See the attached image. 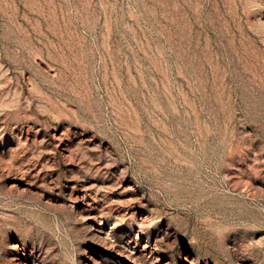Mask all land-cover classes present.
I'll list each match as a JSON object with an SVG mask.
<instances>
[{
  "label": "rangeland",
  "instance_id": "rangeland-1",
  "mask_svg": "<svg viewBox=\"0 0 264 264\" xmlns=\"http://www.w3.org/2000/svg\"><path fill=\"white\" fill-rule=\"evenodd\" d=\"M0 264H264V0H0Z\"/></svg>",
  "mask_w": 264,
  "mask_h": 264
}]
</instances>
